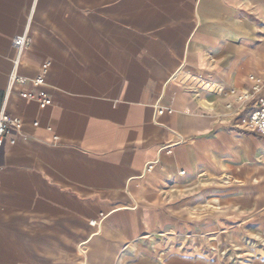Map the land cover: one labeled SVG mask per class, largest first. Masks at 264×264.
I'll return each instance as SVG.
<instances>
[{
    "label": "crops",
    "instance_id": "0c3cea01",
    "mask_svg": "<svg viewBox=\"0 0 264 264\" xmlns=\"http://www.w3.org/2000/svg\"><path fill=\"white\" fill-rule=\"evenodd\" d=\"M263 80L264 0H0V110L21 121L0 147V264L161 263L174 210L232 201L264 168V137L225 107Z\"/></svg>",
    "mask_w": 264,
    "mask_h": 264
},
{
    "label": "rangeland",
    "instance_id": "374dc122",
    "mask_svg": "<svg viewBox=\"0 0 264 264\" xmlns=\"http://www.w3.org/2000/svg\"><path fill=\"white\" fill-rule=\"evenodd\" d=\"M260 161L254 159L251 162V180L237 182L238 198L232 201L193 199L188 201V214L180 213V209L174 210L177 227L168 237L165 250L171 251L166 253L167 257L171 256L188 264H264V199L260 204L251 186L256 182L257 175L264 176ZM220 178L221 189L229 187L226 182L229 176L222 174ZM212 186L213 184H205L206 190ZM172 190L177 191L175 187ZM179 191L178 188L177 192ZM262 196L264 197V182ZM167 202L178 206L181 203L179 199ZM164 247L165 245L161 250ZM167 257L163 256L159 264H164L163 260Z\"/></svg>",
    "mask_w": 264,
    "mask_h": 264
},
{
    "label": "built area",
    "instance_id": "2783aa9c",
    "mask_svg": "<svg viewBox=\"0 0 264 264\" xmlns=\"http://www.w3.org/2000/svg\"><path fill=\"white\" fill-rule=\"evenodd\" d=\"M28 42L29 37L24 33L16 34L12 38L11 46L16 50H19L28 44ZM48 63V61L42 63L38 75L29 79L33 84L37 85L43 82V76L47 70ZM8 79L9 82L18 81L20 83H25L28 80L27 77L17 74L14 69L10 72ZM215 92L221 94L224 92V88L217 85L215 87ZM19 94L22 97L36 99L40 107H44L51 102V98L45 92L36 94L30 90L23 89L19 92ZM227 94L231 97L225 104L227 109L232 110L234 106L236 108L239 107L235 114H239L241 111L245 110L243 118L238 122V124L234 125L247 132L255 133L264 137V92L262 90V84L256 82L246 88H228ZM165 110L170 112L171 108L164 105H155L156 116L162 114ZM20 122L19 117L8 116L3 109L0 110V147L3 145L6 134L10 131V128L18 131ZM13 140V138H10V143H12ZM165 151L170 152V147H166ZM155 164L156 161L146 163L144 172L152 171L155 168ZM183 173L184 171L181 170L180 174ZM100 217L103 218L104 214L100 213ZM96 222V219L90 221L92 225H95Z\"/></svg>",
    "mask_w": 264,
    "mask_h": 264
}]
</instances>
